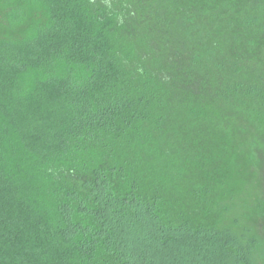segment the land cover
I'll list each match as a JSON object with an SVG mask.
<instances>
[{
	"label": "trees",
	"instance_id": "trees-1",
	"mask_svg": "<svg viewBox=\"0 0 264 264\" xmlns=\"http://www.w3.org/2000/svg\"><path fill=\"white\" fill-rule=\"evenodd\" d=\"M0 10V264H264V0Z\"/></svg>",
	"mask_w": 264,
	"mask_h": 264
},
{
	"label": "rangeland",
	"instance_id": "rangeland-1",
	"mask_svg": "<svg viewBox=\"0 0 264 264\" xmlns=\"http://www.w3.org/2000/svg\"><path fill=\"white\" fill-rule=\"evenodd\" d=\"M6 17L3 15V13L1 12L0 10V23L3 22V23H7L8 21L5 19Z\"/></svg>",
	"mask_w": 264,
	"mask_h": 264
}]
</instances>
